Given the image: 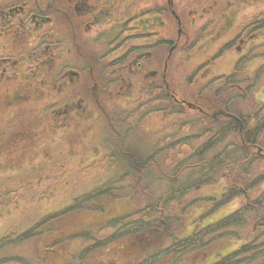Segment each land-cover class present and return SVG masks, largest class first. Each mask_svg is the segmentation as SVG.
<instances>
[{"label": "flooded vegetation", "instance_id": "1", "mask_svg": "<svg viewBox=\"0 0 264 264\" xmlns=\"http://www.w3.org/2000/svg\"><path fill=\"white\" fill-rule=\"evenodd\" d=\"M232 30L204 64L233 49L238 60L228 87L234 90L243 68L249 76V68L264 69V0H0V51L8 53L0 58V126L21 125L26 144L44 132L69 147L88 144L106 99H150L165 91L186 105L168 84L174 52L200 51ZM32 64L37 71L24 69ZM71 127L76 140L66 139ZM48 151V158L57 153Z\"/></svg>", "mask_w": 264, "mask_h": 264}, {"label": "rangeland", "instance_id": "2", "mask_svg": "<svg viewBox=\"0 0 264 264\" xmlns=\"http://www.w3.org/2000/svg\"><path fill=\"white\" fill-rule=\"evenodd\" d=\"M28 7L31 9L30 5ZM250 10L251 8L248 7L242 12L247 14ZM187 22H189V19ZM234 32L235 30L229 31L220 40L210 46L206 45L200 51L193 49L189 55L183 56L180 52H174L168 69V77L172 81L168 84L171 85L170 89L178 92L179 98L181 97L185 101L194 103V105L196 102H206V100H202L206 99V96L201 97L200 95L211 94L217 88L214 85L216 83L214 81L220 77H228L238 60V54L233 52V49L223 52L213 65H211L212 62L204 63L207 58L214 57L219 46L228 41ZM172 36L175 35L173 34ZM193 36L195 37V35H192L191 40ZM170 37V35H167V38ZM9 53H15V51L12 49ZM1 57H8V53L0 51ZM24 69L37 71L33 64L27 65ZM162 70L163 67L161 66L160 71ZM242 71L235 76V83L238 77L237 84L241 86V88L236 89V93L239 91L243 93L244 91L245 94L244 96L237 94L240 99H233L229 107L231 110L240 111L248 117L249 129H253L256 126L261 127L262 125H252L254 119L251 115H254L257 110L259 113L261 110L264 111V92H259V88L264 87V69H259L258 67L249 68L252 74L243 82L240 81ZM206 75L208 76L205 77ZM158 76H160V73ZM49 85L54 86L52 84ZM40 86L42 89L46 88L43 83H40ZM51 89V92H55L57 96L60 94L59 87ZM199 97L201 98L198 99ZM94 104L99 103L94 100ZM101 107L106 115H103L101 124H99L101 129H98V127L94 128L97 131L95 136L97 134L98 136L101 135L102 130H104L107 115L110 116L111 114V117L118 121L117 125L120 127L121 123H123L122 115L120 114H122L121 112L124 111V108L135 113L149 110L150 120L148 122H140L143 121L140 117L138 123L142 128L137 127V129L142 130V135L147 138L150 135V148L157 139V141H161L165 138L167 140L164 143L170 144L169 132L176 131L178 128L180 132L177 133V138L188 133L189 128L196 129L195 125L187 124V120H189L187 113L190 115L199 113L197 109H188L186 105H177L173 99L167 96L165 91L161 93L159 91L154 92L150 99L140 98L134 101L131 99L130 101L126 99L108 101L106 99V104L101 101ZM176 115H180L178 124L170 125L171 118ZM34 119L36 120V118ZM29 121L32 120L26 119L25 123ZM172 126L173 128H171ZM20 127L21 125L13 126V128H8L6 131L4 127L0 126V193L4 195L3 200L8 199L9 201L8 204L0 207V258L1 250H3V253H10L13 256H18L19 254L31 256L34 254L35 257L39 256L37 261L40 264H73L72 258L79 255L80 251L88 247L90 243L80 237L82 229H79L76 224L67 226L69 227L67 230L64 227L66 226L64 224L68 221L66 219L62 222L63 226L61 227H59L60 222L55 224L47 222L50 228L56 229L57 232L51 233L50 236L43 240L42 244H38L35 241L24 245L23 242H19V245L12 242L9 245V241L6 238H2V236H7L13 231L26 234L31 224L34 222L39 223L37 219H42L45 216H47L46 218L54 217L55 219L59 217L58 214L66 211L67 208L70 210L76 208L74 199H78L81 193L95 186L97 180L107 178L114 171L113 168L106 169V167L94 165L93 163L96 156L100 157L101 153L107 152L105 143L102 147L103 150L98 146L94 147L93 145L84 144L86 141H82V145L74 144L68 147L65 143L59 145L57 139L44 138L45 133L41 132L34 133L35 142L32 141L26 144L24 143V134L26 133L20 134ZM71 128L72 133H69L66 139L71 140L70 137H72V140H76L77 134L74 132V128ZM89 141L88 133V143ZM49 142L52 145L54 144L55 148L51 146L47 149L46 145ZM48 150L59 153V161H53L56 162L55 165H51L52 159L50 163L46 161L48 156H50L48 154L50 151ZM256 152L264 157L263 149L259 151L254 149V153ZM169 155L165 156V154L159 152L151 156L150 168L155 175L150 172V182H148L150 185L148 186L146 182L144 184L139 182L137 188L131 190V192L141 193L147 198L150 197V200H154L161 192H168L170 187L165 181L161 180V175L170 174L169 162L171 156ZM262 165H264L263 162ZM40 166H48L44 167L45 170L43 172L50 168L49 173L55 175L56 180L51 183L37 182L39 176L36 173H30L35 172L34 168ZM51 170L57 171L58 174L52 173ZM140 180H143V178H140ZM10 189H15L16 194L11 192L8 194L7 191ZM218 191L219 189L215 186L201 187L197 192L186 194L181 200L169 203L166 207H163L159 214V216L166 219L164 220L163 218V223L157 227L150 224V229L137 233H127L123 236H121L122 232H118L113 240L108 241L110 249L107 259H112L114 264H141L143 261L144 263H149L150 261V264H168V262L170 264H214L212 258L216 255L214 251L218 248L217 238L206 239L204 245L190 240L187 244L188 236L192 234L194 227L198 228L200 226L198 231L204 232L206 227H208L207 225L213 226L227 216L237 213L245 205L251 204L252 201L264 193V182L249 190L245 195H238L231 201L214 208L211 205L212 203L206 200V197L216 194ZM15 199L17 200L15 201ZM152 216L151 212L150 217ZM68 219H70V216H68ZM249 220L248 216L246 221ZM65 234L68 235L66 236ZM13 236L11 235L10 238ZM228 237L234 238L231 234ZM238 246L234 245L229 248L235 249ZM3 247L6 248L3 249ZM36 247L38 251L34 253ZM172 248L173 250L178 248L180 250L177 253L173 252ZM102 254L101 252L100 255L93 256L92 260L99 262V260L104 259ZM5 264L21 263L9 261Z\"/></svg>", "mask_w": 264, "mask_h": 264}, {"label": "trees", "instance_id": "3", "mask_svg": "<svg viewBox=\"0 0 264 264\" xmlns=\"http://www.w3.org/2000/svg\"><path fill=\"white\" fill-rule=\"evenodd\" d=\"M247 77L249 75L242 74L240 81H245ZM218 80L215 91L208 94L206 99H202L206 100V102L203 101L206 106L203 108L208 111L224 108L234 112L244 123L242 129L238 122L227 117L218 116L214 119L206 114L187 113L189 116L187 124L195 125L196 129L189 128L188 133L177 138L176 135L180 132L178 128L176 131L169 132L170 144L164 143L167 140L165 138L161 141L157 139L150 148V135L147 138L142 135V130L137 129V127L142 128L138 123L140 117L143 120L140 122L150 120L149 110L135 113L124 108L120 114L123 121L120 127L111 114L107 115V122L104 124L106 126L101 135L95 136L97 131L94 129L89 132V137H91L90 146L102 148L105 143L107 149L106 153H101L102 159L94 162V165H101L106 169L113 168V173L103 180H97L95 186L81 193L78 199H74L77 207L73 210L67 208L55 219L54 217L46 218L47 216L37 219L39 223L31 224L26 234L13 231L2 238H6L9 245L12 242L18 245L19 242H23L24 245L35 241L42 244L51 233L57 232L56 229L50 228L47 222L54 224L60 222L59 227H61L66 219L68 221L64 227L68 230L67 226L76 224L79 229H82L80 237L90 243L88 247L80 251L79 255L72 258L73 264H114L112 259H107L110 249L108 241L113 240L118 232H122L121 236H123L127 233L150 229V224L154 227L159 226L163 223V218L166 219L159 214L169 203L179 201L186 194L197 192L201 187L215 186L219 191L206 197V200L216 208L238 195H245L249 190L263 183L264 157L257 152L254 153V149L261 147L264 150V111L251 115L254 119L252 125L262 126L249 129L248 117L229 107L233 99H240L237 94L244 96L245 92L236 93L235 90L232 93L228 87V77H220ZM237 81L238 77L236 83ZM179 120L180 115L172 117L170 125L178 124ZM99 124H101L100 121L96 123L95 128L101 129ZM159 152L165 156L167 154L171 156L170 174L161 175V180L165 181L170 189L168 192H161L154 200H150V197L147 198L131 190L136 189L139 182L150 185L148 183L150 172L154 173L150 168V157ZM51 158H53L51 165H55L59 161V153L52 154V157L46 161L50 163ZM48 166L34 168L36 171L30 174L36 173L39 176L37 182L51 183L56 180V177L49 173L50 168L43 172L44 167ZM51 172L58 174L55 170ZM10 192L16 194L15 189L7 191L8 194ZM3 198L4 195L0 193V207L9 203L8 199L3 200ZM151 212L152 217H150ZM248 216L250 220L246 221ZM207 226L204 232L198 231L200 226L194 227V231L188 236L186 242L188 244L190 240L204 245L206 239L216 237L218 248L214 251L216 255L212 258L214 264H264V260H261L264 259V193L237 213L227 216L213 226ZM229 234L234 238L228 237ZM11 235L14 236L10 238ZM234 245L239 246L235 249L229 248ZM179 250V248L177 250L172 248L173 252ZM37 251L36 247L34 253ZM101 252L104 259L99 262L93 261L92 257L100 255ZM38 258L39 256L35 257L34 254L13 256L1 250L0 264L9 261L40 264L37 261ZM141 264H150V261L149 263L143 261Z\"/></svg>", "mask_w": 264, "mask_h": 264}, {"label": "water", "instance_id": "4", "mask_svg": "<svg viewBox=\"0 0 264 264\" xmlns=\"http://www.w3.org/2000/svg\"><path fill=\"white\" fill-rule=\"evenodd\" d=\"M225 115H226V116H234V115H232V114H229V113H225Z\"/></svg>", "mask_w": 264, "mask_h": 264}]
</instances>
